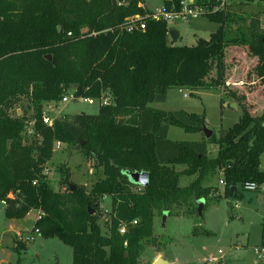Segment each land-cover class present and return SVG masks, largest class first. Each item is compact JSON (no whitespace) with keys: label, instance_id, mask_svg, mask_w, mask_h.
Instances as JSON below:
<instances>
[{"label":"trees","instance_id":"1","mask_svg":"<svg viewBox=\"0 0 264 264\" xmlns=\"http://www.w3.org/2000/svg\"><path fill=\"white\" fill-rule=\"evenodd\" d=\"M181 2L172 0L177 8ZM143 3L0 0V201L7 200L8 219L41 212L40 234L72 246L73 264H140L145 241L155 235L156 210L171 213L182 202L204 199L213 189L206 181L215 174H222L228 198L239 194V188L231 193L233 186L264 184V107L256 112L244 94L229 90L243 110L238 122L219 136L175 141L168 138L171 125L200 132L205 116L152 106L165 102L173 88L229 85L224 58L230 46L249 48L258 58L255 72L264 82V28L259 18L242 17L229 6L214 10L213 2L197 0L207 6L204 15L220 27L196 45H176L169 23L162 20L149 19L146 30L119 33L126 18L150 12ZM214 60L218 76L207 82ZM69 90L75 98L111 96L113 103L101 104L96 114L63 116L52 127L45 125L44 104L61 101ZM24 99L28 106L16 115ZM32 118L40 138L26 142L25 127ZM58 141L79 147L102 168L103 176L90 190H73L64 167L59 171L66 190L50 185L45 168ZM209 144L217 146L216 156L209 155ZM177 165L185 168L179 171ZM134 171L149 173L148 187L132 181ZM183 176L195 178L182 186ZM11 192L17 193L16 200L8 198ZM106 197L111 198L109 233L102 231V214H90ZM122 225L127 228L124 234Z\"/></svg>","mask_w":264,"mask_h":264},{"label":"rangeland","instance_id":"2","mask_svg":"<svg viewBox=\"0 0 264 264\" xmlns=\"http://www.w3.org/2000/svg\"><path fill=\"white\" fill-rule=\"evenodd\" d=\"M143 1V6L149 11H155L165 5V0ZM229 10L242 17L248 15L259 18L260 27L264 28L263 2L245 3L230 0ZM239 23V21L234 22L236 26ZM168 26L170 30L175 29L180 34L175 41L176 45L192 46L196 45L199 38L209 39L211 33L215 32L220 24L202 14L192 18L189 23L174 21L169 22ZM257 62L258 58L251 54L248 47L230 46L226 49L224 58L225 78L229 85L197 90L173 88L169 90L165 102H155L152 106L165 111L186 110L204 115L205 125L219 136L221 131L229 129L238 122L243 113L242 107L230 95L229 90L244 94L246 102L253 108L256 107V112L264 107L262 94L264 82L255 72ZM217 64L218 60H214L213 70L206 78L207 82L217 78ZM72 92L69 90L66 95L69 96ZM102 103L101 99H95L90 103L80 98L70 97L68 102L61 100L50 104L45 103L44 111L53 119L63 116L71 118L83 112L96 114ZM27 106V100H22L15 114H22ZM25 134L26 142L30 141L32 137H29L26 131ZM168 138L175 141L207 139L202 131L187 132L177 125L170 126ZM208 151L210 156H216L218 148L216 145L209 144ZM262 166L264 167V154ZM61 167L68 169L72 184L83 186L86 190H90L91 186L103 176L102 168L97 166L96 160L87 158L79 147L63 144L58 148L55 143L52 158L47 162L46 169L50 185L57 191L66 190V185L61 183L62 177L59 171ZM176 168L181 171L185 166L177 165ZM221 175L215 174L206 181V185L213 186V189L204 198L201 213L198 210V201L191 200L175 205L171 213L167 212L166 218H164L163 208L156 210L155 235L145 241V250L140 258V264H152L159 255L167 264H210L207 261L220 252L225 259L224 264H264L262 245L264 190L249 191L240 186L239 194L234 198H228L225 195L224 185L220 183ZM194 178L183 176L180 183L182 186H187ZM229 202L233 203L232 208ZM5 207L6 205L0 201V264L74 263L72 246L58 237L46 238L39 233L35 234V240L29 243L24 240L35 223L36 211L29 212V215H26L27 220L21 222L9 219L7 225ZM93 210L102 214L99 221L102 231L109 233L111 198L106 197L99 208H93ZM24 221H27L29 225V230L26 228L28 231L17 228L18 225L25 223ZM8 227L9 230H7Z\"/></svg>","mask_w":264,"mask_h":264},{"label":"built area","instance_id":"3","mask_svg":"<svg viewBox=\"0 0 264 264\" xmlns=\"http://www.w3.org/2000/svg\"><path fill=\"white\" fill-rule=\"evenodd\" d=\"M204 2H213L214 5V10H218V9H226L227 6H229L230 4V0H203ZM168 2L171 3V5L165 4L164 6H162L161 8H158L155 11H150L148 14L146 15H140V14H136L133 16H130L128 18H126L121 24H119L118 26V32L119 33H123V32H133L137 29H141V30H146L147 28V24H148V20H155V21H166V22H174V21H183L186 23H189L191 21L192 18L197 17L199 15L205 14V12H207V6L206 5H200L197 3V0H182L181 2V6L179 8L176 7V5L174 3H172V0H168ZM112 32H114V30L111 28L110 29ZM69 35H71L72 33L69 32ZM185 96H188V94H184ZM71 98H75L73 92L71 93V95H65L62 99L63 102H68L69 99ZM83 99L85 101H88L90 103H92L95 99L93 98H80ZM103 103L102 104H111L113 103V98L111 96L105 97L102 99ZM51 102H49L50 104ZM42 119L45 125H48L50 127H52L54 125L55 119L56 118H52L50 117L44 110H43V114H42ZM36 123L37 120L35 118H32L31 120H28L26 123V133L27 135L30 137H36L39 136V134H37L36 131ZM57 147L59 148L61 145H63L62 142H56ZM45 173L48 174V170L45 168ZM37 182L34 181L33 184H36ZM220 183L222 185H225V182L223 179L220 180ZM244 189L245 190H249V191H256V190H260L263 189L264 190V184H257L255 182H248L244 185ZM8 198L16 200L17 199V193L16 192H11L8 195ZM2 203L4 205H7V200H3ZM42 218V213L36 211V220L35 223L32 227V230L29 234L26 235V237L24 238V240L29 243L33 240H35V234H39L40 233V229L37 226V221H39ZM134 224L137 223V220H135L133 222ZM127 228L126 225H122L120 227V232L122 234L126 233ZM224 257L222 255V252H220L217 256L210 258L207 263L210 264H224Z\"/></svg>","mask_w":264,"mask_h":264},{"label":"water","instance_id":"4","mask_svg":"<svg viewBox=\"0 0 264 264\" xmlns=\"http://www.w3.org/2000/svg\"><path fill=\"white\" fill-rule=\"evenodd\" d=\"M59 29H61V27H59ZM169 35H170L171 40L173 42H175L176 40H178V38L180 36L179 32L177 30H175V29L170 30L169 31ZM48 58L51 59L52 56L51 55H48ZM234 106H236V104ZM202 132H204V134H205V136L207 138L212 137V135L214 133L213 130L209 129L205 124L202 127ZM130 177H131V179H132L133 182H135L136 184H139L142 187H148L149 184H150L149 173L146 172V171H142V172H139V171L130 172ZM71 187H72L73 190H75L77 188V186L74 185V184H71ZM235 190H238V187L237 186H233V188L231 190V193L233 194V192ZM228 204H229V206L231 208L233 207V203L232 202H229ZM198 205H199L198 210L201 213L202 212V209L204 207V199H200L198 201ZM89 208H90V206H89ZM93 213H94V210H90V214H93ZM167 214H168L167 211L164 212V218H166ZM154 264H167V263L165 261H163L161 258H159L158 260H156V262Z\"/></svg>","mask_w":264,"mask_h":264},{"label":"crops","instance_id":"5","mask_svg":"<svg viewBox=\"0 0 264 264\" xmlns=\"http://www.w3.org/2000/svg\"><path fill=\"white\" fill-rule=\"evenodd\" d=\"M28 215H29V214H28ZM28 215H27V216H28ZM27 216H26L24 219H21V220L13 219V221H20V222H21L22 220H27ZM6 219H7V223H6V224L8 225V224H9V223H8V220H9V219H8V218H6ZM24 222H25V223L20 224V226L18 225L17 228H19V230H24V229H25L26 231H28V230H29V227H28L29 225L27 224V221H24ZM18 224H19V223H18ZM26 228H27L28 230H27ZM9 229H10V228L8 227L7 230H9ZM19 230H18V231H19ZM18 231H17V232H18ZM159 258L162 259L161 255H159V256L157 257V259H155V260L153 261V263H155L156 260H158ZM162 260H163V259H162ZM153 263H152V264H153Z\"/></svg>","mask_w":264,"mask_h":264}]
</instances>
